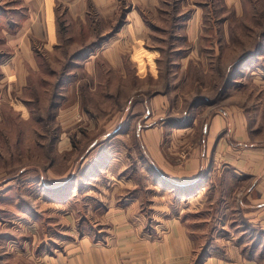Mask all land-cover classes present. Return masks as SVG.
<instances>
[{
	"label": "crops",
	"instance_id": "1",
	"mask_svg": "<svg viewBox=\"0 0 264 264\" xmlns=\"http://www.w3.org/2000/svg\"><path fill=\"white\" fill-rule=\"evenodd\" d=\"M248 1L14 0L0 4V21L3 15L11 26L3 33L14 57L3 66L11 73H27L20 60L26 56L30 67L38 70V45L48 55L58 50L72 55L70 65L87 74L103 67L124 74L132 67L140 73V67L148 65L149 51L159 50L167 60L153 64V71L176 72L184 66L187 71L193 67L194 72H212L214 58L230 45L229 12L243 15L252 7L261 13L264 8V3L251 6ZM261 40L231 78L225 68V96L228 101L231 95L238 98L221 112L208 114L209 110L187 124L182 122L186 113L180 117V110L173 111L167 93L141 102L137 127L133 129L131 114L129 123L96 150L98 160L83 175V183L92 182L94 193H82L84 199L90 197L79 203L82 209L73 210L68 201V189L80 187V179L66 187L65 176L46 178L47 184L38 179L37 185L49 184L47 199L55 209L51 212L59 210L65 216L61 239L48 240L57 245L54 251L47 245L37 251L38 235L23 242L5 236L0 264L2 255L11 257L13 264H262V256L243 252L245 243L235 236L244 237L251 227L254 243L264 246ZM193 97L195 105L208 100L199 91ZM219 190L228 191L230 198ZM72 210L78 213V222ZM15 230L22 234L21 227Z\"/></svg>",
	"mask_w": 264,
	"mask_h": 264
},
{
	"label": "rangeland",
	"instance_id": "2",
	"mask_svg": "<svg viewBox=\"0 0 264 264\" xmlns=\"http://www.w3.org/2000/svg\"><path fill=\"white\" fill-rule=\"evenodd\" d=\"M13 1L4 0L0 4L10 5ZM261 1L250 0L248 4L254 6L264 3V0ZM235 12L231 10L228 14L230 45L228 49L220 50L221 55L214 58L215 69L207 73L194 72L193 67L187 71L184 66L182 71L176 72L153 71V64H162L167 60L164 51L159 50L149 51L150 55L146 56L148 65L142 62L145 68H149L146 72L142 65L140 73L132 67L126 74L106 72L103 67L99 72L87 74L70 65L72 55L65 56L62 50L56 53L52 51L48 55L49 52L38 45L35 47L38 70L30 67L29 57L22 56V71L27 73L19 70L11 73L3 66L7 59L14 58L10 57L13 49L7 41V35L3 33L11 26L1 15L0 190L13 191L0 193V244L6 241L5 236L23 242L29 240L26 239L28 236L34 239L33 236L38 235L39 245L35 249L39 251L47 245L46 248L54 251L57 245L48 240H58L62 233L61 218L65 216L59 210L57 214L51 212L55 209L49 206L50 200L47 199L49 184L37 185V180H44L47 184L46 178L65 176L67 178L62 187L71 185L75 178L80 179L78 181L82 184L83 175L91 170L97 159L96 150L107 143L113 131L129 123L131 114L133 129L137 127L141 121V102L146 104L153 96L167 93L174 105L173 111L180 110V117L186 113L187 118L182 122L187 124H191L196 115L201 119L200 116L209 110L208 114L217 110L221 112L223 106L237 102L238 96L231 95L230 101L225 96L224 86H227L228 76L225 68L229 67L231 78L235 67L252 57L251 53L264 38V8L261 13L252 7L245 10L243 15ZM158 68L166 67L158 65ZM244 78L239 81H244ZM198 91L208 100L196 106L193 96ZM90 184L92 182L88 186L83 183L76 188L71 185L68 189V201L71 208L74 207L73 210L82 209L79 203L84 204L90 198H83L84 191L86 195L94 193ZM218 193L230 198L226 190H219ZM232 204L230 202L229 206L232 207ZM71 216L77 222L80 220L74 211ZM14 222L17 225L13 227ZM20 227L23 229L22 234L15 230ZM250 228L244 237L238 233L235 236L237 239L240 236L248 252L251 248V254L264 257V246L258 241V244L254 243ZM1 251L4 252L3 248ZM1 259L4 264H13L8 255H2Z\"/></svg>",
	"mask_w": 264,
	"mask_h": 264
},
{
	"label": "trees",
	"instance_id": "3",
	"mask_svg": "<svg viewBox=\"0 0 264 264\" xmlns=\"http://www.w3.org/2000/svg\"><path fill=\"white\" fill-rule=\"evenodd\" d=\"M103 39H105V38H103ZM97 44V43H99V42H93V44ZM85 52V50L84 51H79L78 53H75V55H81L82 53H84ZM243 59H245V58H243ZM243 59H242V61H243ZM249 251H251V248H250V250ZM243 252H245V253H248V250L246 249V248H244L243 249ZM249 256H251L250 254H248ZM259 258V257H258ZM261 262H262V264H264V260H263V258L261 257Z\"/></svg>",
	"mask_w": 264,
	"mask_h": 264
},
{
	"label": "built area",
	"instance_id": "4",
	"mask_svg": "<svg viewBox=\"0 0 264 264\" xmlns=\"http://www.w3.org/2000/svg\"><path fill=\"white\" fill-rule=\"evenodd\" d=\"M136 264H153L151 262H141V263H136Z\"/></svg>",
	"mask_w": 264,
	"mask_h": 264
},
{
	"label": "bare ground",
	"instance_id": "5",
	"mask_svg": "<svg viewBox=\"0 0 264 264\" xmlns=\"http://www.w3.org/2000/svg\"><path fill=\"white\" fill-rule=\"evenodd\" d=\"M257 55V54H256Z\"/></svg>",
	"mask_w": 264,
	"mask_h": 264
}]
</instances>
